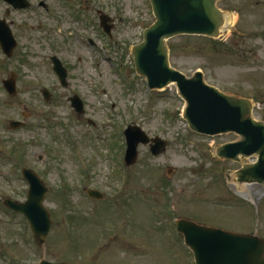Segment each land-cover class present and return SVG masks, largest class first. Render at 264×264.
Instances as JSON below:
<instances>
[{"label":"rangeland","instance_id":"1","mask_svg":"<svg viewBox=\"0 0 264 264\" xmlns=\"http://www.w3.org/2000/svg\"><path fill=\"white\" fill-rule=\"evenodd\" d=\"M30 1L31 11L10 13L0 3V19L13 23L19 42L9 60L0 49V200L25 202L29 187L21 171L37 172L49 188L44 206L52 230L40 247L27 219L0 202V264H195L177 230L181 220L264 240V185L237 183L235 175L255 156L242 163L217 156V148L242 138L191 131L176 86L151 91L136 74L132 47L155 21L150 2L45 0L47 14L36 7L41 0ZM219 7L232 20L223 36L169 41L171 63L188 77L203 72L223 93L252 100L262 119L255 118L264 121V0H224ZM100 12L115 21L112 39L93 27ZM53 56L69 71L68 89L53 72ZM12 72L14 97L1 87ZM43 89L51 92L49 101ZM75 95L84 102L82 115L68 101ZM13 121L26 125L15 131ZM130 125L166 141L164 153L154 157L141 147L138 162L126 167ZM89 190L104 198L91 200Z\"/></svg>","mask_w":264,"mask_h":264},{"label":"water","instance_id":"2","mask_svg":"<svg viewBox=\"0 0 264 264\" xmlns=\"http://www.w3.org/2000/svg\"><path fill=\"white\" fill-rule=\"evenodd\" d=\"M150 1L157 21L145 32L144 43L134 49L137 72L147 78L152 89L163 88L171 82L177 83L182 97L187 101L185 117L193 130L208 135L227 132L239 134L243 140L219 148L218 155L236 161H240L239 156L245 159L257 155L258 162L254 165H244L236 173V177L239 182L264 183V124L252 119V102L224 95L207 86L201 74L188 80L173 71L169 63L167 40L184 34L219 37L226 24L225 14L218 8L220 0ZM15 6L20 7L19 4ZM26 6L27 4L24 5ZM4 25V22H0V44L5 53L11 55L17 43L9 27ZM53 61L54 69L66 87L68 72L57 58ZM8 86L11 93L15 94V80H11ZM46 95L49 99V95ZM72 102L78 110H82L83 104L79 97L73 98ZM130 132L136 136L129 138V146L132 147L127 159L134 163L137 160L138 145L147 144L149 139L137 127L131 128ZM154 142V154L165 150V142L159 139ZM25 176L31 185L27 202L6 203L28 218L32 231L39 238L40 244L44 245L52 226L50 214L44 207L48 190L34 173L25 172ZM92 194L100 197L97 193ZM178 227L194 251L197 264H264V241L255 236L202 227L187 220L179 222Z\"/></svg>","mask_w":264,"mask_h":264},{"label":"bare ground","instance_id":"3","mask_svg":"<svg viewBox=\"0 0 264 264\" xmlns=\"http://www.w3.org/2000/svg\"><path fill=\"white\" fill-rule=\"evenodd\" d=\"M226 20L228 21V20H230V18H229V17H226ZM230 21H231V20H230ZM230 21H229V22H230ZM234 21H235V19H234ZM246 187H247L246 185H240L239 189L241 190V193L246 194V190H247Z\"/></svg>","mask_w":264,"mask_h":264},{"label":"flooded vegetation","instance_id":"4","mask_svg":"<svg viewBox=\"0 0 264 264\" xmlns=\"http://www.w3.org/2000/svg\"><path fill=\"white\" fill-rule=\"evenodd\" d=\"M105 21H106V20H105ZM106 24H107V25H109V22H108V21H106Z\"/></svg>","mask_w":264,"mask_h":264}]
</instances>
